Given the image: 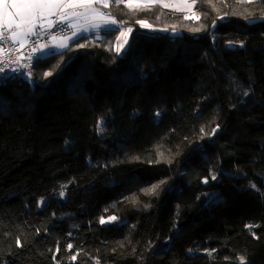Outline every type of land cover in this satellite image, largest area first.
I'll list each match as a JSON object with an SVG mask.
<instances>
[{
    "label": "trees",
    "instance_id": "16d2710c",
    "mask_svg": "<svg viewBox=\"0 0 264 264\" xmlns=\"http://www.w3.org/2000/svg\"><path fill=\"white\" fill-rule=\"evenodd\" d=\"M109 9L0 84V264H264V0Z\"/></svg>",
    "mask_w": 264,
    "mask_h": 264
},
{
    "label": "crops",
    "instance_id": "0c3cea01",
    "mask_svg": "<svg viewBox=\"0 0 264 264\" xmlns=\"http://www.w3.org/2000/svg\"><path fill=\"white\" fill-rule=\"evenodd\" d=\"M10 2V0H9ZM59 3L66 5L69 3H76L78 0H58ZM91 3V8L85 7H54L52 9V14L48 15L45 13L44 18L39 19L35 22V26L32 29V34L46 29L52 25V19L55 15H58L62 21L68 23L72 28L69 34H66L58 39L51 41L50 43L41 47V52L43 56L65 50L68 48L70 42L76 37L95 32L100 29H105L109 27H120L119 22L112 15L109 7L115 2V0H89ZM122 3H128L129 0H121ZM135 2V0H133ZM107 3V7L104 4ZM170 5L169 9L176 10L177 7L183 9H189L186 5H192L190 9H194L196 0H155L154 5ZM175 6V7H172ZM14 9L8 7H0V31L5 27L7 18L4 13H11ZM179 11V10H176ZM99 13V15L97 14ZM106 20H115V24H105ZM98 25V27H96ZM15 31L20 33H27V27L22 29H16ZM75 33V34H74ZM32 34H21L12 38L17 43H25L28 36ZM13 37V32H12ZM61 44L66 45L65 47H60Z\"/></svg>",
    "mask_w": 264,
    "mask_h": 264
},
{
    "label": "built area",
    "instance_id": "2783aa9c",
    "mask_svg": "<svg viewBox=\"0 0 264 264\" xmlns=\"http://www.w3.org/2000/svg\"><path fill=\"white\" fill-rule=\"evenodd\" d=\"M71 31L70 25L55 15L51 27L28 36L27 41L22 44L15 42L11 38L12 31L3 27L0 31L3 33L0 37V84H6L9 79L14 78L37 82L33 69L43 57L41 47Z\"/></svg>",
    "mask_w": 264,
    "mask_h": 264
},
{
    "label": "snow or ice",
    "instance_id": "6c2138e0",
    "mask_svg": "<svg viewBox=\"0 0 264 264\" xmlns=\"http://www.w3.org/2000/svg\"><path fill=\"white\" fill-rule=\"evenodd\" d=\"M121 0H115V3L119 4ZM245 2L252 3L255 2V0H245ZM155 3V0H129V2L126 4L128 8L131 10H140V9H150ZM105 7H107V3L104 4ZM165 7H169L170 5H163ZM0 7L4 8H12L14 11L11 13H4L5 17L7 18L5 27L13 32V37L21 35V34H32V29L35 26V22L39 19L44 18L45 13L48 15L52 14V9L54 7H85V8H91V3L89 0H78L76 3H69L66 5H63L58 2V0H0ZM175 7V6H172ZM189 9L192 7V5H186ZM176 10L182 11L183 8L177 7ZM99 15V13H97ZM198 18V17H197ZM115 20H106L105 24H115ZM138 23H141L142 26L143 22L138 21ZM51 27V25H49ZM27 27V33H20L15 31L16 29H22ZM98 27V25H96ZM129 32H131V29H128ZM75 34V33H74ZM3 33L0 32V37H2ZM123 35V33H122ZM242 43V42H241ZM66 45L61 44L60 47H65ZM2 70V69H0ZM50 75V73H49ZM157 116H159V112L156 113ZM215 179V177H213ZM205 182H207L205 180ZM163 183V181L161 182ZM153 190L157 187V185H153ZM254 187V186H253ZM111 220H115L116 217H111ZM101 223H105V221L102 219ZM69 248L72 246L69 245ZM75 259V257H73ZM240 259V264H244L243 258Z\"/></svg>",
    "mask_w": 264,
    "mask_h": 264
},
{
    "label": "rangeland",
    "instance_id": "374dc122",
    "mask_svg": "<svg viewBox=\"0 0 264 264\" xmlns=\"http://www.w3.org/2000/svg\"><path fill=\"white\" fill-rule=\"evenodd\" d=\"M176 11V10H175ZM179 12H182V13H184V15L186 16V17H188V18H190V19H193V20H196V18H197V14H196V12H195V7H194V9H184V10H182V11H179ZM120 24V23H119ZM120 26H122L121 24H120ZM119 27V26H118ZM110 28V27H109ZM122 33H123V35L121 36V43H120V45L121 46H123V44H124V42L127 40V37H124V34H125V30H124V28L122 27ZM173 33L174 34H180V32L179 31H173ZM126 39V40H125ZM111 218V217H110ZM110 218H106V219H104V221H105V223H108V222H112V221H114V220H111Z\"/></svg>",
    "mask_w": 264,
    "mask_h": 264
}]
</instances>
